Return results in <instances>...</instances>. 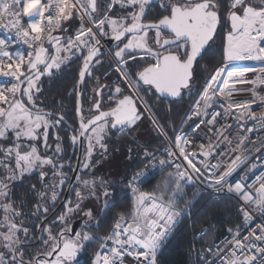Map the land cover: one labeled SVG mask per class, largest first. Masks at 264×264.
<instances>
[{
    "label": "snow or ice",
    "instance_id": "obj_1",
    "mask_svg": "<svg viewBox=\"0 0 264 264\" xmlns=\"http://www.w3.org/2000/svg\"><path fill=\"white\" fill-rule=\"evenodd\" d=\"M221 28L224 34L217 44ZM0 31L4 34L0 38V78H4L0 81V264H78L89 244L99 246L91 264H130L127 257L135 264H157L158 253L184 218L194 221L200 212L196 206L209 189L211 200L243 201L238 209L243 224L235 230L229 227V236L202 249L207 253L200 256L202 264H264V224L250 226L253 211L264 215V172L252 183H246L247 171L233 181L246 157L237 155L228 162L230 152L245 148V141L251 139L245 132L257 131V123L264 128V114L258 120L251 108L256 100L264 105V97L253 91V101L231 99L233 91H249L235 89L237 83H264V76L256 81L238 79L245 72H264V66L235 65L245 60L264 62V0H0ZM105 38L114 42L108 67L117 75L101 84L94 73L97 66L104 67ZM21 42L26 52L11 50ZM77 61L78 79L69 93L76 96V120L67 126L73 154L79 150L73 167L70 161L63 163L61 129L66 117L46 111L42 93L45 82L51 87ZM202 73L206 75L200 85ZM104 75L107 79L108 73ZM89 80L97 83L86 113L84 87ZM185 95L196 99L181 119L180 130L173 122V139L151 101L160 106L166 102L170 113ZM194 117L190 137L182 128ZM229 117L255 123L247 128L241 124L242 130L233 137ZM146 122L164 137L163 151L144 147L134 154L129 147L127 160L143 168L125 167L118 182L93 171L109 159L113 135L131 136ZM50 139L55 141L52 155ZM194 139L200 141L198 145ZM257 139L264 145V138ZM66 166L75 173L74 180L64 171ZM256 167L253 164L251 169ZM156 175L163 176L162 182L153 191H143ZM26 177L33 181L25 196L35 197L31 216L37 221L47 220L61 194L57 189L75 188L76 196L74 204L64 203L65 212L51 224L34 225L43 251L27 256L25 244L37 237L24 224L29 218L27 200L19 207L13 200V189ZM190 188L195 191L185 199ZM117 191L130 195L131 207L109 219L108 213L118 204ZM101 197L99 215L81 207L85 200L99 202ZM77 211L88 220L70 235L68 217ZM92 220L94 225L89 223ZM57 224L63 227L57 230ZM107 225V233L98 235ZM209 231L193 232V241Z\"/></svg>",
    "mask_w": 264,
    "mask_h": 264
},
{
    "label": "trees",
    "instance_id": "obj_2",
    "mask_svg": "<svg viewBox=\"0 0 264 264\" xmlns=\"http://www.w3.org/2000/svg\"><path fill=\"white\" fill-rule=\"evenodd\" d=\"M79 23V21H77ZM224 34V29H220V35L217 38V44L220 43V39H222ZM102 61L104 62V67L100 68L97 66V71L94 75L99 76L100 80L99 83L101 84H108L110 81L116 79V75L112 69H109L108 62H109V55L104 52L103 56L101 57ZM203 64V62H201ZM80 61L71 64V66L66 69L65 73L63 74V79L57 80L53 82L52 86L49 87L48 83L45 82L44 91L42 93V101L45 105H47L46 111H57L62 112L66 117L65 128L61 129V135L64 138L63 147L65 152L63 155L65 159L63 163L67 165L70 161L71 165L74 166L76 155L73 154V148L71 146L70 141L68 140V131L67 126L73 124L76 120L75 114V94L69 95L72 91L73 85L75 84L76 79H78V67ZM105 73H108V78L105 79ZM206 73L201 74V79L198 81L200 85L204 82V76ZM97 82L96 80H89L87 86L84 87V107L85 112L87 113L89 107V100L88 97L92 96L93 94V85ZM143 95V92H141ZM196 99L195 96L188 97L185 95L184 100L178 104L172 105L171 112H168L169 105L165 102L163 106H160L159 102L153 99L151 103L155 106V111L158 113V118L167 128L169 134L173 135V122L175 123V127L179 129L181 123V119L184 118L185 113L188 111L189 106L193 103ZM60 101H63L61 104ZM107 106V105H106ZM147 122L142 125L137 131L132 134L131 136L125 135L122 138H117L115 135L112 136L111 140L109 141L111 148L109 150V155L118 154L120 151L122 152L124 159H125V167H131L135 170H139L143 168V165H136L133 164L131 161L127 160L128 155V148L131 147L133 149V153L142 152L144 147H149L152 151H157L163 146V139L161 136H158L156 131L154 130L153 135L149 133ZM78 126V125H77ZM139 142H142L140 144ZM51 144V149L49 150V155L55 153V141L53 139L49 140ZM117 148L120 151H117ZM41 153H43V149L41 148ZM122 169V172H123ZM64 171L67 175L71 176L72 170L71 168L65 167ZM50 175V173H49ZM122 175V174H121ZM166 175V174H165ZM120 180V179H119ZM163 180V176L156 175L151 182L146 183L143 185V191H153L158 183H161ZM33 181H29V183H24L23 185H17L14 189L16 204L17 207L21 205L23 200H27L28 207L25 209L26 214L31 215L32 211V202L34 201V195L25 196V193H29L31 189V183ZM118 182V181H117ZM65 188L60 189V198L63 197L65 192ZM75 188H73L72 193L70 194L69 198H73V193ZM195 188H190L187 192V196L185 199H190L193 195ZM116 199L118 200L117 206L112 209L108 213V218H114L117 213L125 210H129L131 207V197H125L123 193L117 191L115 193ZM90 202V201H89ZM50 203V201H49ZM182 206V205H181ZM235 206L236 202L233 199L223 198L220 201H212L207 200L204 196L203 202L197 204V208L200 209L198 214H195L194 221L191 220L190 223H186L185 218L182 222V226L179 230L176 231L175 235L171 239L170 243L168 244L167 248L165 249L163 255L161 256L160 264H189L188 261V253L191 250L193 244L199 245H208L218 239L227 228H235L239 224V219L235 214ZM99 208V207H98ZM99 212L95 215H99ZM35 218V217H34ZM36 222L37 220L34 219ZM103 223V222H102ZM95 224V223H94ZM34 229V226H31ZM110 228V225L105 226L104 231L97 233L98 235H104L107 233V230ZM203 228H209L210 231L208 232L207 236L201 237L198 240L193 241L192 234L193 232H197ZM97 244H89L86 250L82 251V253L78 256V264H91V259L96 250H98Z\"/></svg>",
    "mask_w": 264,
    "mask_h": 264
},
{
    "label": "built area",
    "instance_id": "obj_3",
    "mask_svg": "<svg viewBox=\"0 0 264 264\" xmlns=\"http://www.w3.org/2000/svg\"><path fill=\"white\" fill-rule=\"evenodd\" d=\"M0 38H4V34L2 31H0ZM14 38V37H13ZM12 51H21V52H26L27 51V46L24 45L22 42L21 43H17L16 45H14V48L11 49ZM235 65L238 67H247V66H255L257 69H259L261 66H264V62L261 61H237L235 62ZM245 75H250L249 80L247 81H256L257 77H261L264 76V72H260L259 70L257 71H249V72H245L243 74V76ZM4 78H0V81H2ZM240 79V77H239ZM242 81H244L242 79ZM250 85V86H249ZM235 89H246L249 91H233L232 95H231V99L233 101L238 102V100H240L241 98H244V100L246 101H253L255 98L253 96V91L256 93V95L258 97H264V83H237L233 86ZM234 94H238V97L233 96ZM240 95V96H239ZM238 99H236V98ZM194 102V101H193ZM220 103H224V101H221ZM217 110L219 111H223L222 108L219 107V105H215L214 106ZM251 108L255 111L256 116L259 120V118H261L262 114H264V105H261L259 100H256L255 103L251 104ZM212 109H209V111H211ZM235 111H239V110H235ZM196 122V118L194 117L192 121H189L187 124H185L182 128V131L184 133H187L190 137L193 136L194 134H192L190 132V125H193ZM229 123L233 125V128L230 129V131L232 132V136L235 137L237 132H240L242 129L240 128L241 124H244L245 128L247 127H251L255 122L253 120H247L245 121H236L233 120L231 117H229ZM181 129V125L179 127L178 130ZM257 131L249 134L245 132V135H248L251 137L250 140H246L245 144L246 147L239 149V150H232L230 152V155L228 156V162L230 163L231 160L235 159L237 155H242L245 156L246 159L244 160V162L240 165V167L237 169V171L234 173L232 180L233 181H239L240 178L245 174V172H248V178L246 183H252L255 180V177L257 175H260L262 172H264V145H261L260 140L257 139V137L260 138H264V128H259V124L257 123ZM211 135V134H209ZM163 139V146L159 149L160 151H163V149L165 147H167V144L164 140V137L161 136ZM201 138L203 139V142L205 144H207L208 139L207 137H203V134L201 133ZM174 139V136H173ZM199 140L194 139L193 143L197 144L199 143ZM236 141H234L235 143ZM259 149V150H257ZM255 164L257 165V167L255 169H251V166ZM251 169V170H250ZM258 186V185H257ZM202 187V186H201ZM251 191V190H250ZM211 193V190H207V193H205V197L207 198V200H211L209 194ZM251 194H255L254 192H252ZM221 200V199H220ZM220 200H212V201H220ZM236 202V206H235V214L239 219V224H243V216L239 213L238 209L240 207L241 204H243V201H240L238 199H233ZM251 215L253 216V220L250 222V226L254 227L257 224H264V215H261L259 212L253 211L251 213ZM185 221L186 223H190V219L189 217H185ZM181 225L176 229L179 230ZM227 228L225 230V232L215 241H213L212 243L208 244V245H199V244H193L191 247L190 252L188 253V261L189 264H202L201 260H200V256L206 255V252H202V249H207V248H211L213 247L215 244H218L219 242H221L226 236H229V232H228ZM202 230V229H201ZM201 230L197 231V233H199ZM233 230H235V228H233ZM176 231L173 233V235L169 238L168 243L160 250V252L157 255V264H160L161 261V256L163 255L165 249L167 248L168 244L170 243L171 239L173 238V236L175 235ZM242 234H246L247 229L246 228H242L241 229ZM201 238V237H200ZM198 238V239H200ZM196 239V240H198ZM212 257H209V259H211ZM127 260L130 261V264H135L134 261H132L131 257H127Z\"/></svg>",
    "mask_w": 264,
    "mask_h": 264
},
{
    "label": "flooded vegetation",
    "instance_id": "obj_4",
    "mask_svg": "<svg viewBox=\"0 0 264 264\" xmlns=\"http://www.w3.org/2000/svg\"><path fill=\"white\" fill-rule=\"evenodd\" d=\"M107 90L105 89V92H106ZM104 103H105V110H107V103H108V100H107V96L105 95V98H104ZM74 167V166H73ZM0 171H2V169H0ZM48 172L50 173V175H49V180L51 179V169H48ZM71 177V176H70ZM29 181L30 180H28L27 179V177H26V179H25V183L27 184V183H29ZM57 183H58V178H57ZM16 188V187H15ZM14 188V189H15ZM66 188H67V186H66ZM66 188H65V190H66ZM14 189H13V191H14ZM58 191L60 190V189H57ZM73 190V189H72ZM65 193V192H64ZM72 193V191L69 193V196H70V194ZM64 195V194H63ZM73 198L72 199H70L69 198V196H68V198H67V200H71L72 201V203L74 204L75 203V201H76V196H75V191H74V193H73ZM61 199L62 198H60V196H59V198H58V201L56 202V205H55V207L54 208H52V210L47 214V216H49L53 211H54V209L57 207V205L60 203V201H61ZM13 200H14V202L16 203V198H15V196L13 197ZM66 200V201H67ZM50 201V200H49ZM89 201H91V200H89ZM50 205H51V201H50V203H49ZM82 208L84 209V210H87L88 208H90V205H89V203H85V205L84 204H82ZM63 212H65V208H64V206H62V208L60 209V210H58L50 219H48L44 224H51L55 219H56V217H58L61 213H63ZM80 212H82V211H80ZM27 216H28V214H27ZM29 218H27V219H25L24 220V224H25V226H27V227H29V229H30V234H32V235H35L36 237H37V239H35V240H32L30 243H26L25 244V247H26V249H27V251H26V253H25V255L27 256V255H29V254H35L36 252H42L43 251V242L39 239V235H40V233L38 232V230L34 227V229L31 227V226H34L36 223H42L44 220L42 219L41 221H35L34 219H36V218H34V217H32L31 215H29L28 216ZM86 220H88V218L86 217V216H84L83 215V212L80 214V217H77L76 216V213H74V214H72V215H70L69 217H68V225L73 229L74 227H75V229H76V231H77V229H79V230H81V226L84 224V222L86 221ZM60 227H63V225H59V224H57V230L60 228ZM70 235H72V233H70ZM20 236H21V239L23 240L24 239V237H23V233H21L20 234ZM45 238H46V234H45Z\"/></svg>",
    "mask_w": 264,
    "mask_h": 264
},
{
    "label": "rangeland",
    "instance_id": "obj_5",
    "mask_svg": "<svg viewBox=\"0 0 264 264\" xmlns=\"http://www.w3.org/2000/svg\"><path fill=\"white\" fill-rule=\"evenodd\" d=\"M107 54L109 55L108 52H107ZM148 130H149V133L151 135H153L154 130L151 128L150 125H148ZM139 143L142 144V142H139ZM116 155H118V156L110 154L109 159L102 160V162L99 165H97L93 169V171L98 175L105 176L107 179H111V180H114L116 182L119 181L121 174H122V169L125 165V159H124V156H123L121 151ZM85 203H89L90 208L93 210V212H97V211L99 212V209L102 208V206H103V197H101V200L99 202H97L95 200H91L90 202H89V200H85L83 202V204L85 205ZM81 207H82V205H81ZM81 213L82 212L77 211L76 216L80 217ZM95 214L96 213H94V215ZM89 223L94 225L95 220L89 221ZM77 231H79V229H77Z\"/></svg>",
    "mask_w": 264,
    "mask_h": 264
},
{
    "label": "water",
    "instance_id": "obj_6",
    "mask_svg": "<svg viewBox=\"0 0 264 264\" xmlns=\"http://www.w3.org/2000/svg\"><path fill=\"white\" fill-rule=\"evenodd\" d=\"M114 46V42L111 41L109 38H105L103 41H102V48H101V51L104 53V52H108L109 53V50L111 48H113ZM79 153V150L77 149V155ZM77 155H76V159H75V164H74V167L76 166L77 164ZM70 179L74 180L75 179V173L72 171V174H71V177ZM69 190H68V187L66 188L65 190V193L60 201V203L57 205V207L54 209V211L48 216L47 220L50 219L58 210H60L62 208V206L64 205V203L66 202L68 196H69ZM47 220H44L42 223L44 224ZM75 227L73 228V232H72V235L75 234ZM39 232V231H38Z\"/></svg>",
    "mask_w": 264,
    "mask_h": 264
},
{
    "label": "bare ground",
    "instance_id": "obj_7",
    "mask_svg": "<svg viewBox=\"0 0 264 264\" xmlns=\"http://www.w3.org/2000/svg\"><path fill=\"white\" fill-rule=\"evenodd\" d=\"M249 78H250V75H245V76H241L240 77V80H244V81H247V80H249ZM238 79H239V77H238ZM250 86V85H249ZM233 96H236V97H238V94H234ZM240 96V95H239ZM235 97V98H236ZM237 99V98H236ZM238 100V99H237ZM238 102H246V100H244V98H241L240 100H238Z\"/></svg>",
    "mask_w": 264,
    "mask_h": 264
}]
</instances>
